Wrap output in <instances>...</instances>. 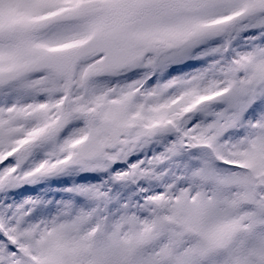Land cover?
<instances>
[{"label":"snow or ice","instance_id":"snow-or-ice-1","mask_svg":"<svg viewBox=\"0 0 264 264\" xmlns=\"http://www.w3.org/2000/svg\"><path fill=\"white\" fill-rule=\"evenodd\" d=\"M0 264H264V0H0Z\"/></svg>","mask_w":264,"mask_h":264}]
</instances>
